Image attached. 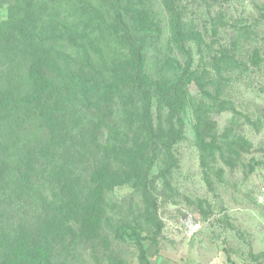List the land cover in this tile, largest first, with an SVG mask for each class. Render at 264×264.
<instances>
[{
    "label": "trees",
    "instance_id": "1",
    "mask_svg": "<svg viewBox=\"0 0 264 264\" xmlns=\"http://www.w3.org/2000/svg\"><path fill=\"white\" fill-rule=\"evenodd\" d=\"M178 1L165 5L185 60L159 46L151 71L161 34L147 0H0V264H54L76 235H98L117 186L134 182L154 204L149 173L161 150L173 158L187 105L203 159L247 141L211 116L241 114L225 95L236 49L195 65L188 43L202 35ZM129 234L150 264L147 237Z\"/></svg>",
    "mask_w": 264,
    "mask_h": 264
},
{
    "label": "rangeland",
    "instance_id": "2",
    "mask_svg": "<svg viewBox=\"0 0 264 264\" xmlns=\"http://www.w3.org/2000/svg\"><path fill=\"white\" fill-rule=\"evenodd\" d=\"M165 1L146 3L161 34L158 48L148 50L150 70L159 46L185 60L170 43L172 12ZM178 2L185 27L202 35L200 42L188 43L195 65L211 62L221 48L236 49L241 64L227 76L225 95L241 114L233 118L229 110H214L211 116L219 133L233 127L231 133L247 141L239 140L235 153L213 144L215 153L203 159L187 105L173 158L161 150L149 173L147 188L155 203L134 182L115 187L106 195L98 235H76L70 248L53 256L54 264H143L129 234L133 229L147 237L142 243L150 264H264V0ZM190 90L198 99L197 86ZM154 116L159 118L158 104Z\"/></svg>",
    "mask_w": 264,
    "mask_h": 264
}]
</instances>
